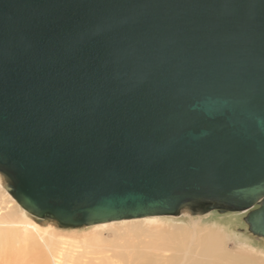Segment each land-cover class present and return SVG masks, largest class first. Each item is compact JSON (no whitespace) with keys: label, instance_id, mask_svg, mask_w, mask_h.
Here are the masks:
<instances>
[{"label":"water","instance_id":"water-1","mask_svg":"<svg viewBox=\"0 0 264 264\" xmlns=\"http://www.w3.org/2000/svg\"><path fill=\"white\" fill-rule=\"evenodd\" d=\"M0 180L59 229L239 213L264 239V0H0Z\"/></svg>","mask_w":264,"mask_h":264},{"label":"bare ground","instance_id":"bare-ground-1","mask_svg":"<svg viewBox=\"0 0 264 264\" xmlns=\"http://www.w3.org/2000/svg\"><path fill=\"white\" fill-rule=\"evenodd\" d=\"M0 187L4 189L3 197H8V201L14 205L12 208L11 205L8 206L0 194V249L10 252L9 261L17 264H157L159 259L166 257L165 253L179 251L175 235L158 226H152V223L158 222L162 217L112 222L92 227H115L111 229V235L114 236L111 241L104 239L101 231L82 240L58 236L55 226H43L32 216L30 218L6 191L1 180ZM16 208L20 209V215ZM141 221L143 224L148 221L152 228L150 224L148 227L137 224ZM129 222L131 223L127 225ZM223 244L222 239L215 233L207 235L200 242L196 237H192L187 243V263L221 264L211 261L215 258L226 264H264L247 252L232 254L224 249ZM180 247L181 250L183 246ZM174 262L178 263L177 256H173L169 264Z\"/></svg>","mask_w":264,"mask_h":264},{"label":"rangeland","instance_id":"rangeland-1","mask_svg":"<svg viewBox=\"0 0 264 264\" xmlns=\"http://www.w3.org/2000/svg\"><path fill=\"white\" fill-rule=\"evenodd\" d=\"M0 190L2 200L7 203L8 206L11 205L10 207L12 208L14 205L12 202H9L10 199L5 196L3 197L2 192H4V189L0 187ZM15 207H17V204H15ZM19 210L20 209L17 210L16 208V212L20 215ZM244 217L245 214L239 213L219 214L217 212H212L207 215L196 217L188 215L182 217H162L158 219V222L152 223L153 225L151 223H147L148 221H144V224L142 221L137 224H143V227H148L149 224L150 226H158V228L162 230H168L172 233V235H175L176 241L179 244V251L174 253V250H172L171 253H165L166 257L159 259L157 264H169L170 261L173 260V256H177V264H188L187 259L189 256L187 253L189 252V249L187 243L191 241L192 237H196L200 242L201 239L212 233L219 235L224 243L223 245L226 251H229L232 254L247 252L252 254L259 261L264 262V239H258L249 233L248 228L243 221ZM130 223L131 222L126 224L129 225ZM42 225L48 226L47 223H43ZM152 226L150 228H152ZM113 228L115 227H106L100 229L88 227L70 230L59 229L56 227L55 233H57L58 236L70 237L73 240H82V238H88L94 235L96 232L98 234V232L101 231L102 237L107 241H111L114 239V236L111 235V229ZM180 246H183L181 250ZM10 256V252L0 249V264H17L15 262L9 261ZM211 261H218V263L220 262L221 264H226V262L223 263L221 259L218 260L214 258L211 259ZM173 264H176V262Z\"/></svg>","mask_w":264,"mask_h":264}]
</instances>
